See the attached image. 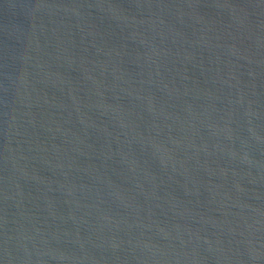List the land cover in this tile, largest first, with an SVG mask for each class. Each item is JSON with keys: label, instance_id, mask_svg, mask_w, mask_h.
Masks as SVG:
<instances>
[{"label": "water", "instance_id": "95a60500", "mask_svg": "<svg viewBox=\"0 0 264 264\" xmlns=\"http://www.w3.org/2000/svg\"><path fill=\"white\" fill-rule=\"evenodd\" d=\"M0 264H264V0H0Z\"/></svg>", "mask_w": 264, "mask_h": 264}]
</instances>
